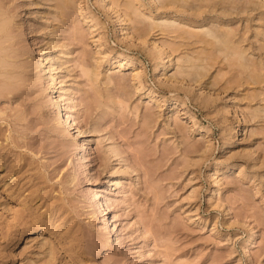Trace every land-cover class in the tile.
I'll use <instances>...</instances> for the list:
<instances>
[{"label": "rangeland", "instance_id": "1", "mask_svg": "<svg viewBox=\"0 0 264 264\" xmlns=\"http://www.w3.org/2000/svg\"><path fill=\"white\" fill-rule=\"evenodd\" d=\"M160 1L0 0V264H264V6Z\"/></svg>", "mask_w": 264, "mask_h": 264}, {"label": "bare ground", "instance_id": "2", "mask_svg": "<svg viewBox=\"0 0 264 264\" xmlns=\"http://www.w3.org/2000/svg\"><path fill=\"white\" fill-rule=\"evenodd\" d=\"M161 1L163 2V5H164V4H165V5H166V4L168 5V3H169V4H171V3H172V4H175V3L177 4L178 1H179V2L182 1V3L184 4L183 1H185V0H166V2L163 1V0H161ZM161 1H160V3H161ZM193 1H194V3H189V2H192V1H191V0H190V1L188 0V1H187V0H186V2H188V3H186V2H185V3H186V5H188V7L190 8V7H191V4L194 5L195 2H196V1H199V0H196V1L193 0ZM200 1H201V2H200ZM200 1H199V3H198L199 5L197 4L198 6H197V5H196V6H197V8L199 7V8L201 9V8L203 7L202 9H204V7H205L204 5H206V4H208V5H209V4H213V2H211V1H214V0H210V1L207 0L208 2H207V1H203V0H200ZM202 1H203V4H204L203 6H202ZM217 1H219V0H215V1H214V4H216V8H218L217 6H219V5H220V6H223L222 11L225 13V11L228 10V8H227L226 6L224 7V5H227L228 3L221 5V3H222V2H221L219 5H217V4L219 3V2L217 3ZM220 1H222V0H220ZM227 1H229V4L231 3L232 7H230V8H231V10H232V8H233V11H234V10L236 11V9H234L235 6L233 7V4H234L233 1H235V3L237 2L238 5H239V4H240V5L243 4V5H244V6H243L244 8H243L242 6H240V9L243 8V9H241V10H242V11H245V12H246V11H249V10H250L251 12H253V11L259 10L260 8L263 9V6H264V0H231L232 2H230V0H225V2H227ZM205 2H206V3H205ZM209 2H211V3H209ZM180 3H181V2H180ZM200 3H201V4H200ZM223 3H224V1H223ZM232 3H233V4H232ZM172 4H171V5H172ZM189 4H190V5H189ZM214 4H213V6H214ZM229 4H228V6H231V5H229ZM237 4H236V5H237ZM160 5L162 6V3H161ZM165 5H164V6H165ZM178 5H179V3H178ZM186 5H184V6H186ZM238 5H237V6H238ZM173 6H174V5H173ZM175 6H176V5H175ZM181 6L183 7V5H180V8H182ZM196 6H195V7L192 6V7H193L194 9H196ZM200 6H201V7H200ZM209 6H210V5H209ZM176 7H178V6H176ZM192 7H191L190 11L193 10ZM221 8H222V7H221ZM236 8H239V7H236ZM202 9H201V10H202ZM205 9H207V6H206ZM210 9H211V8H210ZM212 9H214V7H212ZM198 10H199V9H198ZM198 10H197V11H198ZM207 10H208V9H207ZM207 10H206V11H207ZM215 10H216V9H215ZM217 10H219V9H217ZM231 10H230V11H231ZM238 10H239V9H238ZM187 11H188V10H187ZM197 11H196V13H197ZM222 11H221V12H222ZM233 11H232V12H233ZM242 11H241V12H242ZM201 12H202V11H201ZM245 12H244V13H245ZM261 12H262V11H261ZM138 13H140V12H138ZM198 13H199V11H198ZM210 13H211V12H210ZM214 13H215V11H214ZM259 13H260V12H259ZM136 14H137V13H136ZM208 15H209V14H208ZM210 15H211V14H210ZM212 15H213V14H212ZM215 15H216V14H215ZM262 16H263V15H262ZM230 17H231V16H230ZM220 18H221V17H220ZM129 19H130V18H129ZM207 19H208V18H207ZM163 20H164V19H163ZM169 20H170V21H169ZM173 20H174V19H173ZM175 20H176V19H175ZM175 20H174V21H175ZM263 20H264V19H263ZM168 21L171 22V19L168 18V19H167V22H168ZM176 21H177V20H176ZM202 21H203V20H202ZM208 21H209V20H208ZM213 21H214V20H213ZM164 22H165V20H164ZM177 22H178V21H177ZM180 22H181V21H180ZM171 24H172V23H171ZM1 25H2V24H1ZM3 25H4V24H3ZM3 25H2V26H3ZM159 25H160V24H159ZM203 25H204L205 27H207V29H206L205 32H204V31H203V30H204L203 27H201L202 29H200V30H202V33H203V32L206 33V34H207V35H206L207 37H208V36H209V37L211 36V39L213 38L214 41H217V42L219 43V44H218V43H217V44H218V46H220L221 48L219 47V48H217V49L222 50V51L224 50L223 52L221 51L222 53H224V52L226 53V50H227V52H228L230 49H233V50H230V51H234L235 47L233 46L234 44L231 45V44H232V39L230 38V36L232 37V36H233L234 34H236V33L233 34V32L230 31L232 28H231V29H228V26H229V25H228V26L226 25L227 27L224 26V27H225L224 29H223V27H220V26H221V23L219 24L220 26H218V23H216V25H215L214 22H212V21H209V22H207V23H205V24H203ZM2 26H1V28H2ZM166 26H167V25H166ZM216 27H217V28L219 27V29H217ZM1 28H0V31H1ZM220 28H222V29H220ZM226 28H227V29H226ZM225 29H226V31H224ZM227 30H229L230 32L227 31ZM3 31H4V30H3ZM233 31H234V30H233ZM227 32H229V33H227ZM200 33H201V32H200ZM204 33L202 34L203 36H204ZM230 33H231V35H230ZM198 34H199V33H198ZM197 36H198V35H197ZM206 36H204V37H206ZM236 36H237V35H236ZM233 37H234V36H233ZM233 37H232V38H233ZM235 38L238 39V37H235ZM233 40H234V39H233ZM211 41H212V40H211ZM234 41H236V39H235ZM240 41H242V40H238L237 42H240ZM207 42H208V40H207ZM209 42H210V41H209ZM237 42H236V43H237ZM210 43H211V42H210ZM212 43H214V42H212ZM233 43H235V42H233ZM241 43H242V42H241ZM237 44H238V43H237ZM237 44H236V49L238 48V45H241V44H238V45H237ZM213 46H214V45H213ZM241 46H242V45H241ZM244 47H245V46H244ZM239 48H240V47H239ZM239 48H238V49H239ZM236 49H235V51H234L235 53L232 52V53H233L232 56H235V55L237 56V57L235 56V57L237 58V59H236V58H235V59H236V61L238 60V61H237L238 63L240 62V64H239V65H241L240 67L243 66L244 68H248V67H246V66H248V65H246V64H248V62H247V63L245 62V61L247 60V58L245 59V57H244V54H245L246 49H244L245 51L243 50L244 52H243L242 50H241V52L238 51L239 53H236V52H237ZM240 49H242V47H241ZM240 49H239V50H240ZM230 51H229V52H230ZM229 52H228V54H229ZM246 53H247V52H246ZM226 54H227V53H226ZM228 54H227V56H228ZM230 55H231V53H230ZM245 55H246V54H245ZM246 56H248V55H246ZM228 57H229V56H228ZM201 59H202V58H201ZM205 59H206V58H205ZM205 59H202L200 62L202 63V61L205 60ZM227 59H229V58H227ZM231 59H233V58H231ZM244 59H245V60H244ZM189 60H190V59H189ZM199 60H200V59H199ZM191 61H192V60H191ZM236 61H235V63H236ZM1 62H2V61H0V65H1ZM3 62H4V61H3ZM203 62H204V61H203ZM238 63H237V64H238ZM3 64H4V63H3ZM196 64H197V63H196ZM203 64H204V63H203ZM207 65H208V64H207ZM239 65H238V66H239ZM249 65H250V64H249ZM194 66H195V65H194ZM198 66H199V65H197V70L200 69V68L198 69ZM250 66H251V65H250ZM252 66H253V65H252ZM204 67H205V66H204ZM191 68H192V67H191ZM191 68H190V69H191ZM193 68H195V67H193ZM249 68H250V67H249ZM256 68H257V67H256ZM166 69H168V66L166 67ZM185 70H186V69H185ZM195 70H196V69H195ZM200 70H201V69H200ZM247 70H248V69H247ZM187 71H188V70H187ZM187 71H186V73L189 74V72H187ZM250 71H251V73H252V70H250ZM255 71H257V70H255ZM253 72H254V71H253ZM192 73H193V72H192ZM260 73H261V72H260ZM188 74H187V75H188ZM197 74H199V73L197 72ZM201 74H202V73H201ZM201 74H200V75H201ZM254 74H255V73H254ZM261 74H262V73H261ZM200 75H199V76H200ZM256 75H257V74H256ZM188 76H189V75H188ZM193 76L195 77V73H194ZM193 76H192V77H193ZM199 76H197V78H199ZM258 76H260V74H259ZM201 77H202V76H201ZM51 79H52L53 81H56V80H57V78H56V74H52V75H51ZM196 80H197V79H196ZM58 91H61V90H58ZM60 94H61V93H60ZM60 98H61V95H59L54 101L56 102L57 107L62 109V105L60 104V100H59ZM63 115H64V114H63ZM65 116L67 117V124H68L69 126H73V124L71 123V122H72V121H71V117H72V116L69 115V114H67V113H65L64 117H65ZM98 194H99L100 199H101V197H103V192H99ZM106 219H107V221H108V224L110 225V222H111L110 218L108 217V218H106ZM21 239H22V234L19 235L17 242L19 243V242L21 241Z\"/></svg>", "mask_w": 264, "mask_h": 264}]
</instances>
